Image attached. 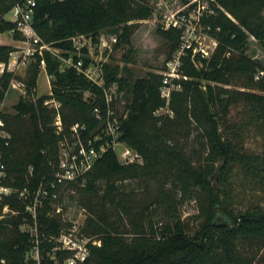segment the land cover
Listing matches in <instances>:
<instances>
[{"label": "trees", "instance_id": "obj_1", "mask_svg": "<svg viewBox=\"0 0 264 264\" xmlns=\"http://www.w3.org/2000/svg\"><path fill=\"white\" fill-rule=\"evenodd\" d=\"M20 1L0 0V33L15 29L4 17ZM133 3L37 0L34 28L44 43L75 62L79 56L73 37L86 35L97 42L101 33L108 31L117 36L116 49L130 47L125 56L128 62L135 32L129 22L148 20L153 14L150 6ZM217 3L216 14L204 22L218 47L200 68L186 60L183 72L188 80L181 81L182 90L172 93L169 104L173 117L155 114L166 107L160 95L162 75L148 73L132 83L129 68H124V76L119 67L105 66L107 86L118 82L119 90L128 95L127 116L120 118V140L138 151L144 163L122 165L117 153L110 150L83 180L58 186L56 204L65 211V200L78 196L81 208L89 214L85 231L101 240V246L92 247L85 264H240L239 240L264 242V206L254 203L236 211L231 189L232 178L239 176L243 184L252 185L264 196V77L256 79L264 65L247 55L250 37L264 48V0ZM160 33L171 42L167 61L179 45L180 33L175 29ZM22 38L15 31L13 39ZM14 52L13 46L0 45V63L8 65ZM83 53L81 59L87 65L91 59L87 50ZM42 59L52 78L53 98L62 105L64 133L74 123L85 124L90 130L97 127L93 109L104 106L101 89L74 68L62 71L60 59L48 51L36 55L24 78L6 68L0 77V118L12 139L2 151L7 167L5 184L14 189L34 190L46 183L53 175L63 138L53 127L55 110L44 105L50 95L35 101L21 97L14 114L2 110L12 79L25 83L28 96L34 95ZM86 91L96 96L85 100ZM247 123L263 134L259 154L243 152L231 137L233 130ZM127 181L136 182L137 188L129 190ZM188 200L195 201L198 209L193 219L199 228L194 233L179 211ZM6 203L24 208L16 198L6 199ZM52 208L48 203L39 214L45 234L41 247L47 251L56 246L54 238L71 225L61 215H52ZM21 220L22 216H17L0 221V264H34L26 260L32 242L21 230Z\"/></svg>", "mask_w": 264, "mask_h": 264}, {"label": "built area", "instance_id": "obj_2", "mask_svg": "<svg viewBox=\"0 0 264 264\" xmlns=\"http://www.w3.org/2000/svg\"><path fill=\"white\" fill-rule=\"evenodd\" d=\"M182 2L183 6L179 9H170L169 5H166L169 9L167 13H162L165 6L159 4L155 7L156 12L164 18L163 30L175 29L180 33L177 49L159 73L163 77L160 95L166 101V107L156 111V115L165 111V114L173 117V111L169 108V104L172 93L182 90L181 81L188 80L183 72L186 60L200 68L203 66L204 60H209L213 56L219 44L211 34L210 27L204 22L206 18L216 14V9L219 8L217 0H182ZM36 7L37 0H21L4 17L5 20L15 25V29L10 32L12 35L15 31L22 34L23 38L20 41L24 44V48L12 53L11 56H15V60L10 59L8 65L0 63V72L4 73L7 68L9 72L15 73L16 68L27 67L35 60L36 55L43 56L44 52L48 51L60 59L62 71L74 68L79 75H83L90 81L92 86L101 89L104 106H95L93 109V116L98 122L97 127L90 130L85 124L74 123L70 126L69 131L64 133L60 112L62 105L53 98L51 89L48 94L51 98L47 99L44 105L55 110L53 127L57 134L63 135V138L59 143L57 163L53 165V175L46 183L39 184L34 190L29 188L14 189L5 184L7 167L2 149L9 145L12 135L6 128L3 119L0 118V221L22 216L21 229L29 235L32 242L29 257L36 264H85L91 256L92 247L101 246V240L98 236L90 235L85 231V222L82 223L78 218L66 217L62 205L56 204L58 186L66 187L83 180L95 164L110 150L117 153L122 165H143L144 158L138 151L120 140L122 135L120 118H126V115L122 116L118 113L115 102L117 92H111L114 83L107 86L104 64L92 58L91 47L93 44L91 41L94 42L93 39L86 35H77L71 39L79 56L78 61L75 62L72 57L63 56L59 50L44 43L37 34L34 28ZM117 40V37H114L115 44ZM104 46L108 45L104 44ZM83 50H87L91 59L87 65L81 59L84 54ZM12 66H14L13 69H11ZM39 69L40 72L41 70L47 72V64L44 59L40 61ZM263 77L264 70L258 71L256 79L260 80ZM48 79L51 85L52 78L49 75ZM18 85H25V83L12 79L6 93L11 88L18 89ZM22 91L23 94L27 93L26 89ZM94 96L96 95L89 91L84 93L85 100ZM31 173L32 170H30ZM10 198H16L17 201L23 202V210L13 208L8 203L4 204L6 199ZM48 203L53 207L52 215H61L65 221L71 223L67 230L63 231L59 237L54 238L56 246L49 251L43 250L41 247L45 234L44 226L39 218L40 212Z\"/></svg>", "mask_w": 264, "mask_h": 264}, {"label": "rangeland", "instance_id": "obj_3", "mask_svg": "<svg viewBox=\"0 0 264 264\" xmlns=\"http://www.w3.org/2000/svg\"><path fill=\"white\" fill-rule=\"evenodd\" d=\"M136 4H145L150 6L153 9V14L148 20H132L129 22L130 25L135 27V32L131 39V48L133 52L130 61L127 62L125 60V56L130 47L123 46L116 49L114 37L117 36L113 33L103 31L97 42L91 41L93 44L91 47L92 58L95 61H99L104 64V75L106 72L105 66L107 65L113 68L116 66L119 67L120 75L124 76H126L124 68L127 67L131 72L129 80L132 83L137 79L146 77L148 73L159 74L166 63V59L171 50V42L167 41L160 33L163 31L162 26L164 18L156 12L155 7L161 4L165 6L162 13H167L169 9L166 5H169L170 9H179L183 6L182 0H134L133 5L135 6ZM0 37L4 43H10V45L15 48V52L21 51L24 48L22 41L13 39V35L11 33H0ZM248 41L249 49L247 51V55L264 65V48L261 43L253 37H250ZM104 44H107L108 46H104ZM13 59L15 60V56H11V60ZM28 66L21 67L19 69L16 68V76L24 78L26 76ZM13 68L14 66L11 67V69ZM2 74L3 73L0 72V77ZM37 84L38 88L34 92L33 96H28L27 93L23 94L22 90L26 89V85H18V89L11 88L10 91L6 93L5 100L2 103L3 112L14 114L15 111L13 108L21 97H32V100L35 101L41 96L48 95L51 90V85L48 79V74L45 70H41ZM113 91L117 92L115 102L118 113L122 116H127L128 111L126 110V105L129 103L128 95L124 91L119 90L118 82L114 83L111 92ZM160 115H166L165 111H162ZM232 115L234 117L236 115V112L233 110ZM231 137L234 138V142L243 152L259 154L263 150V134L260 129L256 127V125H251L249 123L240 125L238 128L233 130ZM234 174L237 175V172H234ZM241 181V177L239 176H234L232 178L231 189L236 211H242L254 203L256 206L260 203L263 207L264 196L257 192L258 189H254L252 185H245ZM125 184L129 190L137 188V184L134 181H127ZM71 193L74 194V192ZM65 203L67 207L64 212L67 218H78L82 223H86V219L89 214L87 211L84 212L81 208L78 202V196H76L75 200L72 201L69 198L66 199ZM179 211L182 218L190 224L191 233H194L199 228V222L193 219V217L198 214L195 201H185L182 205H180ZM220 221H223V219L220 218ZM238 247L240 264H264L263 241L242 238L238 242ZM29 256L30 253L26 259L27 261L31 259ZM32 262L36 264L35 261L32 260Z\"/></svg>", "mask_w": 264, "mask_h": 264}, {"label": "crops", "instance_id": "obj_4", "mask_svg": "<svg viewBox=\"0 0 264 264\" xmlns=\"http://www.w3.org/2000/svg\"><path fill=\"white\" fill-rule=\"evenodd\" d=\"M0 45H7V46H10V43H4V41H2V38L0 37ZM41 73V72H40ZM37 88H38V85H37ZM52 89V87H51ZM51 91V90H50ZM50 93V92H49ZM48 93V94H49Z\"/></svg>", "mask_w": 264, "mask_h": 264}]
</instances>
